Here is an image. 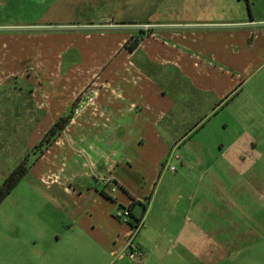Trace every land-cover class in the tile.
Masks as SVG:
<instances>
[{"label": "crops", "instance_id": "1", "mask_svg": "<svg viewBox=\"0 0 264 264\" xmlns=\"http://www.w3.org/2000/svg\"><path fill=\"white\" fill-rule=\"evenodd\" d=\"M62 1H68L71 10L55 9L62 18L85 13L89 23L66 20L59 25L14 26L27 27L23 32H2L6 27L0 26V49L9 50L14 57L9 58L11 63L60 66L65 71L50 91L43 90L51 81L49 74L39 75L37 83L39 98L53 94V107L46 114L50 124L70 112L73 115L59 139L69 140L72 147L75 180L71 182L76 187L56 188L64 195L61 203L70 222L68 231L60 235L66 234L68 241L63 251L48 248L46 257L53 252L56 257L80 252L110 256L126 250L131 230L130 224L116 218V200L134 216L133 206L142 198L128 181L134 173H144V160L150 164L146 172L160 173L169 153L189 135L178 143L172 138L178 123L190 113V99L199 108H210L217 107V101L253 95L260 98L264 128V0ZM56 12L53 15L59 18ZM144 24L152 28H139ZM76 27L86 33L78 36ZM138 35L140 43L130 52L127 44ZM86 76L95 89L76 92L78 79ZM167 91L175 94L176 101ZM249 109H238L242 125L254 123ZM229 149H234L228 168L231 193L234 182L238 185L237 175H249L244 184L264 189V153L244 141L230 144ZM207 161L206 155H200L198 167L208 170L212 166ZM104 180L125 190L133 202L128 204L119 193L115 198L103 197L99 185H105Z\"/></svg>", "mask_w": 264, "mask_h": 264}, {"label": "rangeland", "instance_id": "2", "mask_svg": "<svg viewBox=\"0 0 264 264\" xmlns=\"http://www.w3.org/2000/svg\"><path fill=\"white\" fill-rule=\"evenodd\" d=\"M46 1L0 0V26L6 27L2 32L28 31L27 27L15 25L90 21L85 13L62 18L56 10L63 12L62 7H66V11L71 12L68 1ZM55 12L59 18L53 15ZM78 30L76 27L73 31ZM74 33L79 36L86 32ZM10 54L7 48L0 49V184L27 155L32 166L0 204V264H110L111 261L112 264H264V189L249 187L251 182L244 184L245 180H250L249 175L234 177L238 185L234 182L233 193L230 189L233 178L228 169L229 157L234 155V149H229V145L249 142L259 153H264L260 98L246 94L217 101V107L213 104L210 108H199L194 99H190V113L172 132L177 143L189 133L174 151V145L169 148L173 152L166 162L174 170L165 169V162L160 173L151 174L145 171L150 164L143 159L144 173H134L128 181L135 195L142 198L133 206L134 217L131 218L135 221L144 217L137 234L138 243L135 242L144 249L142 262L130 261L127 253L123 255L124 261H119L123 253L118 251L110 256L80 252L67 257H56L53 252L46 257L48 248L63 251L68 241L66 234L60 235L63 230L68 231L70 222L61 203L65 201L61 199L64 195L58 194L56 188L70 187L72 191L76 187L71 182L75 156L69 140L64 143L59 139L61 135L42 156L33 153L52 125L46 114L51 111L50 103L54 99L50 93L39 98L37 83L39 75L49 74L51 81L43 90L50 91L62 81L65 71L60 66L25 67L11 63ZM82 74L79 70L78 75ZM93 83L87 76L79 78L76 92L84 94L95 89L91 86ZM241 107L251 108L248 115L254 116V123H240L238 109ZM198 123V129L190 133ZM67 135L64 137L68 139ZM200 155L207 156L206 164L211 168L198 167ZM88 182L93 184L91 179ZM99 189L100 193L104 191L114 198L119 193L128 204L133 202L122 188L109 194L100 183ZM116 203L117 207L121 204L118 199Z\"/></svg>", "mask_w": 264, "mask_h": 264}, {"label": "trees", "instance_id": "3", "mask_svg": "<svg viewBox=\"0 0 264 264\" xmlns=\"http://www.w3.org/2000/svg\"><path fill=\"white\" fill-rule=\"evenodd\" d=\"M140 43V36L134 39L131 37L129 43L127 44V49L132 52ZM73 115L70 112L66 116L60 117L55 124H53L47 132L44 134L40 142L34 147L33 153L38 152V156H42L45 151L52 146V144L56 141V139L61 135V133L67 128L69 125ZM30 156H26L22 159L10 172L9 174L2 180L0 184V204L4 201V199L16 188V186L25 178V176L30 172L32 164L30 163ZM36 161V160H35ZM164 164V163H163ZM163 166V165H162ZM163 168V167H162ZM101 195L107 199L110 197L104 192H101ZM130 210V208H129ZM146 211V208H145ZM131 212V211H130ZM134 217L132 214L130 218ZM142 218H135V221L130 222V226L132 228L137 227V225L142 221Z\"/></svg>", "mask_w": 264, "mask_h": 264}, {"label": "built area", "instance_id": "4", "mask_svg": "<svg viewBox=\"0 0 264 264\" xmlns=\"http://www.w3.org/2000/svg\"><path fill=\"white\" fill-rule=\"evenodd\" d=\"M139 28H141L145 31H148L152 28V26L149 24H144V25L139 26ZM164 168L172 170V171L174 170V168H170L168 166V161L166 162ZM104 184H105L106 189L108 190L109 194H115L118 191V187L115 186L114 184H111V182L104 180ZM130 215H131V212H130L128 207H123V206L118 207L117 212H116V218L117 219L121 220L125 224H129ZM141 226H142V223L140 222L137 225V227H134V228L131 227V230H130L129 235H128L126 250L124 252H122L123 254L120 255L121 258H123L124 257L123 255H125V253H127L128 254L127 256L130 259V261L140 263L144 259L145 253L134 242Z\"/></svg>", "mask_w": 264, "mask_h": 264}]
</instances>
